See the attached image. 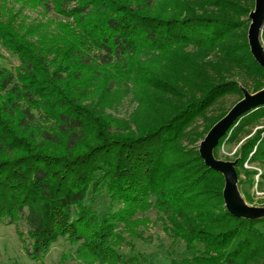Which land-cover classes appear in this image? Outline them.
<instances>
[{
  "label": "trees",
  "instance_id": "1",
  "mask_svg": "<svg viewBox=\"0 0 264 264\" xmlns=\"http://www.w3.org/2000/svg\"><path fill=\"white\" fill-rule=\"evenodd\" d=\"M39 2L78 25V47L67 52L74 62L112 70L107 92L132 91L137 107L131 122L95 114L71 86V62L0 23L2 43L20 60L15 74L0 67V155L18 151L0 160V220L23 217L27 256L38 260L66 237L93 261L137 264L119 245L139 236L144 219L134 216L154 207L191 252L181 264H264V215L227 210L224 177L195 145L225 115L214 112L222 98L264 87L247 42L254 0ZM261 117L264 105L239 116L214 156L229 131L233 140ZM43 119L53 126L33 130ZM247 157L264 159V129L242 144L235 167ZM102 191L120 206L98 215L86 199Z\"/></svg>",
  "mask_w": 264,
  "mask_h": 264
},
{
  "label": "rangeland",
  "instance_id": "2",
  "mask_svg": "<svg viewBox=\"0 0 264 264\" xmlns=\"http://www.w3.org/2000/svg\"><path fill=\"white\" fill-rule=\"evenodd\" d=\"M0 23L35 51L47 54L48 58L57 56L64 58L66 62H71V67H68L71 86L73 90L77 88V92L82 93V103L89 105L95 114L101 112L110 118L131 122L130 117L137 107L136 95L129 90L115 94L107 92L106 86L109 85L110 80L108 75L112 73V70L93 65L81 66L75 63L73 57L67 53L78 47V39L81 38L79 27L72 19L64 18L53 11H47L39 0H0ZM260 41L264 47V34L262 33ZM19 66L20 60L17 55L0 39V67L15 74ZM242 79L244 78L240 77L238 80ZM250 92L252 93L251 90ZM241 98L234 94L225 96L215 105L214 112L227 113ZM49 126L52 127L53 122L43 119L38 125L33 126V130L49 128ZM10 128L19 132L12 121H10ZM261 129H264V117L250 123L233 140L228 139L229 131L217 148L216 157H214L236 161L242 144ZM200 140L195 144L197 149ZM87 142L90 140L88 139ZM52 150L58 152L57 149ZM54 151L51 152L55 153ZM17 154L18 151H12L0 155V160L12 158ZM234 168L236 179L233 193L236 195V200L250 206H264V179L260 177L264 169V159L249 162L247 157L242 166L235 167L234 165ZM86 203H90L98 215L111 208L115 210L120 206V203H111L104 191L89 195ZM158 215L154 207H150L143 214H136L134 218L144 219L137 227L139 236L124 240L119 245L120 251L126 258L130 256L135 258L137 264H181V260L191 256V252L187 250L183 240L173 239L164 231ZM259 227L264 230V223L259 224ZM25 239H27V233L23 217L17 215L12 223H8L6 219L0 220V264H101L93 261V258L87 257L84 253L77 252V245L71 243L66 237H59L50 245L43 257L32 260L25 252ZM104 264L125 263L106 262Z\"/></svg>",
  "mask_w": 264,
  "mask_h": 264
},
{
  "label": "water",
  "instance_id": "3",
  "mask_svg": "<svg viewBox=\"0 0 264 264\" xmlns=\"http://www.w3.org/2000/svg\"><path fill=\"white\" fill-rule=\"evenodd\" d=\"M250 20L247 28V42L249 51L254 60L264 69V47L261 44L260 36L264 25V0H254L253 9L248 14ZM242 98L238 100L228 112L216 121L205 136L200 140L198 152L204 163L210 168L220 172L224 177L222 196L227 210L234 215L256 218L264 215V206H250L237 201L233 193L236 171L235 161H228L215 158L213 149L219 139L226 133L234 121L243 113L264 105V87L254 93L249 92L240 86Z\"/></svg>",
  "mask_w": 264,
  "mask_h": 264
}]
</instances>
